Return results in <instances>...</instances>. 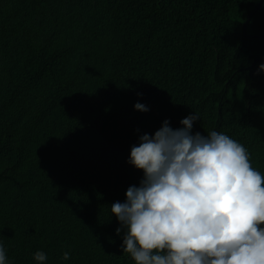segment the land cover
<instances>
[{
	"label": "trees",
	"instance_id": "obj_1",
	"mask_svg": "<svg viewBox=\"0 0 264 264\" xmlns=\"http://www.w3.org/2000/svg\"><path fill=\"white\" fill-rule=\"evenodd\" d=\"M259 1L0 0L7 264H40L37 251L42 264H135L110 209L143 179L132 146L165 120L198 113L192 134L228 135L264 176V37L243 34ZM246 32L264 35V2Z\"/></svg>",
	"mask_w": 264,
	"mask_h": 264
},
{
	"label": "clouds",
	"instance_id": "obj_2",
	"mask_svg": "<svg viewBox=\"0 0 264 264\" xmlns=\"http://www.w3.org/2000/svg\"><path fill=\"white\" fill-rule=\"evenodd\" d=\"M197 119L185 117L178 129L165 120L132 146L129 163L143 179L110 209L124 229L122 250L135 264H264V176L228 135L192 134ZM34 259L47 257L37 251ZM0 264H7L2 244Z\"/></svg>",
	"mask_w": 264,
	"mask_h": 264
},
{
	"label": "water",
	"instance_id": "obj_3",
	"mask_svg": "<svg viewBox=\"0 0 264 264\" xmlns=\"http://www.w3.org/2000/svg\"><path fill=\"white\" fill-rule=\"evenodd\" d=\"M264 0H260L259 3L257 4L256 8L254 10H252L248 16H247V19L246 21L244 22L243 24V34L245 37L247 38H261V37H264V35H258V34H248L246 32V26L248 24V22L250 21V19L254 16V14L256 13V11L261 7V5L263 4ZM261 62L264 64V58L262 57H257L254 62H253V65H255L257 62Z\"/></svg>",
	"mask_w": 264,
	"mask_h": 264
}]
</instances>
